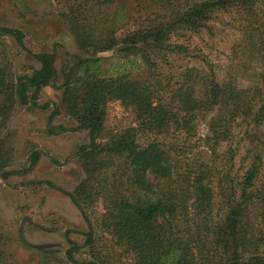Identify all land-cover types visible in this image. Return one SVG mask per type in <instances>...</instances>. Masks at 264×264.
Instances as JSON below:
<instances>
[{
    "label": "trees",
    "instance_id": "16d2710c",
    "mask_svg": "<svg viewBox=\"0 0 264 264\" xmlns=\"http://www.w3.org/2000/svg\"><path fill=\"white\" fill-rule=\"evenodd\" d=\"M110 1L67 0L61 14L82 53L65 74L62 105L76 122L72 129L87 130L90 137L78 151L84 178L67 194L88 224L85 244L92 260L78 261L73 241L68 258L76 264H112L114 257L116 264H264V0H148L121 37V16L105 12ZM218 12L242 19V45L234 55L240 53L238 72L248 83L236 74L220 76L205 54L173 41L182 32L213 33L210 22ZM1 35L13 37L40 64L15 77L0 50V178H8L14 148L3 129L10 113L17 102L45 107L39 95L58 71L57 53L29 50L23 30L0 26ZM112 49L123 58H140L146 74L104 76L99 53ZM178 56L189 62L176 67ZM111 100L132 109L135 126L107 131ZM59 113L55 106L50 122ZM238 127L246 151L243 171L234 174L239 148L231 142ZM54 129L48 125L50 133ZM140 133L156 138L143 145ZM165 133L175 140L157 138ZM199 137L211 159L183 167ZM228 144L222 159L216 157ZM31 157L25 171L38 163L40 151ZM98 203L103 211L93 218L90 210ZM105 242L113 243L112 255Z\"/></svg>",
    "mask_w": 264,
    "mask_h": 264
},
{
    "label": "rangeland",
    "instance_id": "374dc122",
    "mask_svg": "<svg viewBox=\"0 0 264 264\" xmlns=\"http://www.w3.org/2000/svg\"><path fill=\"white\" fill-rule=\"evenodd\" d=\"M67 0H0V26L14 27L25 33V45L33 52L52 51L57 53V77L54 82L42 89L38 103L23 105L17 102L10 113L3 134L14 148L12 162L8 170L14 172L8 178H0V264H76L70 261L67 251L77 244L73 252L80 261L92 260L89 247L85 244V232L88 224L80 210L73 203L67 192H72L84 178V171L79 160V148L90 142L87 130H73L76 122L65 112L62 105L61 86L68 68L82 55L75 36L61 16L66 10ZM148 0H111L105 6V12L117 19L118 33L121 37L140 15L141 7ZM264 7V6H263ZM213 33L204 29L201 33L182 32L173 36V41L188 46L194 52H202L216 65L220 76L236 74L239 80L248 83V77L238 72L234 51L242 45V19L234 13L218 12V17L211 21ZM4 47L7 62H10L14 76L30 74L40 67L35 58L10 35L0 36V50ZM100 69L104 76L128 74L132 79H141L146 70L138 57H121L116 49L99 53ZM178 56L174 59L176 67L187 64L189 58ZM1 63H6L2 62ZM5 65V64H2ZM60 109L50 122L54 107ZM54 126L53 133L48 125ZM132 109L119 100H111L106 105L107 131H115L135 126ZM60 127L65 128L61 130ZM206 126L200 127L204 135ZM241 127L237 128L231 146L238 149L234 174H241V158L246 151ZM156 138L151 134L140 133L139 142L146 144ZM165 142H172L173 136H157ZM175 140V139H174ZM200 137L193 140V146L183 158L182 166L208 161L210 152L202 145ZM230 144L221 147L217 156L222 159ZM40 151V160L29 171L33 151ZM56 160V161H54ZM222 164V163H221ZM103 211L98 203L93 213L96 218ZM94 227H97L94 225ZM104 246V244H103ZM106 254L112 255L113 243L105 242ZM117 252L121 251L116 248ZM106 255H104L105 257ZM129 262V257H125ZM117 263L118 259L109 258Z\"/></svg>",
    "mask_w": 264,
    "mask_h": 264
}]
</instances>
